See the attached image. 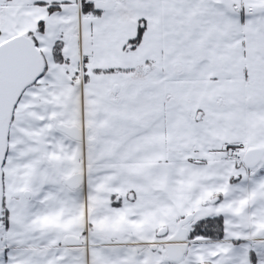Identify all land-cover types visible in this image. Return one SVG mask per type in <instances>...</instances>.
I'll return each mask as SVG.
<instances>
[{
  "label": "snow or ice",
  "instance_id": "snow-or-ice-1",
  "mask_svg": "<svg viewBox=\"0 0 264 264\" xmlns=\"http://www.w3.org/2000/svg\"><path fill=\"white\" fill-rule=\"evenodd\" d=\"M0 264H264V0H0Z\"/></svg>",
  "mask_w": 264,
  "mask_h": 264
}]
</instances>
